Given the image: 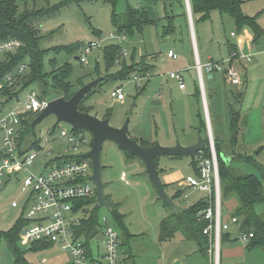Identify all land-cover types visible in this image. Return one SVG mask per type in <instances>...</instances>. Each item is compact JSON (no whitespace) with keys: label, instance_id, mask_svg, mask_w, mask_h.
I'll return each instance as SVG.
<instances>
[{"label":"rangeland","instance_id":"374dc122","mask_svg":"<svg viewBox=\"0 0 264 264\" xmlns=\"http://www.w3.org/2000/svg\"><path fill=\"white\" fill-rule=\"evenodd\" d=\"M18 5L21 10L24 8L35 10L53 8V13L35 20V26L38 27L39 36H41L37 46L45 52L42 66L45 72H51L50 61H54L56 69L68 63L71 67L68 80L74 86V90L78 89L76 83L80 78L86 82L106 75L116 76L122 70V62L109 69L106 68L103 50L109 46L120 48L127 67L131 63L140 65L142 62L147 66L149 78L141 80L138 86L132 80L135 75L133 72L124 81L106 78L100 86L95 88L94 92L83 100V105L89 108V114L99 119L106 117L113 127L129 119V137L141 135L145 139L155 138V142H158L162 141L163 137L173 134L180 144L192 140L195 135L199 136L197 139H202L203 133H195V130L199 131L198 119L192 111L196 106L189 94L192 90L191 79L197 80L196 70L190 65L192 63L191 33L195 36L201 63H206L208 56L214 61H229L228 44H236L235 39L230 37V32L238 35V31L228 14L212 10L204 20H201L200 14H194L190 23L185 0L180 3L176 0H157L154 4H148L147 0H116L114 9L117 14H123L127 7H143L154 21L153 24L146 25L141 32L133 30L132 34L128 35L118 33L112 26V7L103 0H18ZM240 11L244 16L254 19L256 25L264 31V0L242 2ZM166 14L173 16L174 29L168 34L164 33L167 24ZM246 31L251 34L249 27ZM109 34L113 37L108 38ZM93 42L98 43L99 46L93 47L84 55V50ZM72 45H79L74 54L53 52L56 47ZM263 46L264 36L254 45V52ZM168 50L177 55V60L166 57ZM79 57L85 58L86 64L80 63ZM253 60L252 65L259 62V74L257 71L255 74L260 77V89L264 95V53L254 54ZM182 65H189L188 73L183 76L187 85L186 94L180 93L177 83L168 77L170 72H177ZM27 73L28 69L24 74ZM214 76L212 82L204 77L207 102L212 111L213 130L219 136L221 157L228 159L226 156L232 151L227 135L230 107L238 110L241 106L234 102L231 95L235 93V88L230 83L225 84L220 75L215 74ZM251 77L252 73L248 72L249 82ZM209 85H211L210 89H208ZM117 87H120L124 95L123 101H116L110 96L111 91ZM31 90L38 91V88L36 85L28 86L19 91L17 98L8 100L2 97L0 101L2 103L8 101L5 103V109L16 107L22 103ZM261 101H263L262 98L256 99L253 105L249 121V138L264 136V128L255 114L257 104ZM215 114L217 118H214ZM61 127L68 128L65 124L57 123L53 115L35 126L30 136L39 140L42 146L44 143L46 145L37 158L36 165L29 168L30 173L43 172L45 161H50L54 158V153L60 151L49 141L53 129L55 128L54 135L57 136ZM86 134L91 137L90 133L86 132ZM210 143V153L211 151L213 153L210 159H217L213 142L209 141ZM255 149L247 143H241L234 148L238 153L252 156L254 161L264 168V149L257 153ZM89 150L83 148L81 152L85 153ZM50 151L54 153L48 154ZM101 162L105 167L101 174L104 184L103 194L120 204V210L124 216L123 225L132 236L126 241L120 230L115 227L107 209L98 210L99 220L105 218L121 235L118 248L119 264H178V262L179 264H206L204 258L197 253L196 244L191 241L184 242L180 233L168 242L159 241V225L165 212L161 202L156 200L154 186L144 174L141 164L124 159L123 154L108 142L103 144ZM158 165L159 169L169 173L175 190L183 189L178 183L188 175L194 176L190 157L162 158L158 161ZM233 166L239 174L259 175L257 168L252 164L235 162ZM18 172L20 176L16 180L11 179L4 185H0V232L11 229L26 214L25 205L31 191L23 189L21 179L25 173ZM122 172L126 176L127 184L120 181ZM262 185L264 188V181ZM206 196V193L185 189L175 200V204L181 208L188 207ZM233 201L236 204L234 199ZM12 203H16L17 207H12ZM92 209L93 206L90 205L88 210ZM255 212L257 215L264 216V203L257 205ZM223 214L225 215V212ZM74 217L81 218L82 214L76 213ZM224 220L227 221L226 218ZM232 225L230 224V235L236 239L237 235ZM102 239V234L99 233L89 242L94 250L96 248V251L99 246V254L103 251ZM79 240L84 242L83 237H79ZM235 242L243 243L240 239ZM17 246L30 264H71L69 254L62 251L60 245L38 250L20 238ZM225 249L222 245L220 264H264V249H251L245 252L244 259L230 260H225ZM0 264H14L13 257L2 238H0Z\"/></svg>","mask_w":264,"mask_h":264},{"label":"trees","instance_id":"16d2710c","mask_svg":"<svg viewBox=\"0 0 264 264\" xmlns=\"http://www.w3.org/2000/svg\"><path fill=\"white\" fill-rule=\"evenodd\" d=\"M112 7L111 23L118 33H124L131 35L133 30L141 32L142 29L148 25L153 24L154 21L143 7L131 8L127 7L123 14H117L115 12L116 0H103ZM157 0H147L148 4H154ZM180 3L182 0H176ZM192 16L194 14H200L201 20L208 17L212 10H218L220 13L228 14L236 25V30L239 32L244 26H248L254 34V39L262 35L261 29L256 25L254 19L244 16L240 11L241 0H189ZM53 13V8L43 9H20L18 0H0V40L17 39L22 43V46L14 52L4 53L0 55V83H3V87L0 89V98L6 97L8 100L17 98L19 91L24 90L28 86L36 85L38 88L39 99L52 100L58 97H64L68 100L76 90L74 86L69 83V76L71 73V67L68 63L55 68L54 61H50L51 72H45L42 66V59L45 55L44 51H41L37 43L41 39L39 36L40 31L35 26V20L40 19L46 14ZM167 24L164 29V33L168 34L171 32L173 27V16L165 15ZM79 45L56 47L53 52L55 54L66 53L74 54L77 52ZM228 53L232 55L237 52L234 44H228ZM104 59L106 61V68L109 69L114 65H119L122 62V70L116 76L103 77L101 83L96 87L100 86L103 81L108 79H116L124 81L128 79L129 74L132 72L147 73L148 69L143 62L140 65L133 63L130 66H126L122 52L118 46H109L103 50ZM54 60V59H53ZM26 63V64H25ZM20 64H25L28 69L27 74L17 76L15 82L12 85L4 83L5 77L12 73L15 68ZM221 76L225 84H228L226 77L223 73H213V75ZM84 84L82 78H80L76 86L79 88ZM95 87V88H96ZM92 89L87 95L95 91ZM78 105V109L81 112H89V108L83 105V100ZM234 102L238 101V94L231 93ZM241 94H239L240 96ZM198 101L201 102L200 90L198 85L194 94ZM49 98V99H48ZM5 101L3 105L5 106ZM200 106V105H199ZM230 122H229V136L230 146L232 148L231 154L226 157L229 159L228 162L224 161L221 157L220 141L219 137L216 136L213 130V145L216 153V161L218 167V175L220 181V199H221V210L222 219L224 221V212L227 201L235 199L236 207L231 211L228 218H237V227L240 233L252 234V238L246 243L247 248H263L264 249V216L257 215L255 207L259 204L264 203V188L262 182L264 181V168L254 161L252 156H246L235 153V145L237 136L239 133V114L237 110L230 107ZM197 118L199 121L198 132L203 133L202 140L205 148L202 152L195 154L191 158V166L194 171V176L198 175L197 159H210V144L207 137L206 122L204 119L202 108L200 107L197 111ZM34 117L31 115H25L21 121L22 132L19 136V147L21 153L30 152L32 150H40L41 143L36 138H32L30 134H33L31 128V122ZM56 128V127H55ZM53 129V131L55 130ZM77 131V130H75ZM30 137V138H29ZM143 146H149L144 142H139ZM123 151V150H122ZM128 159L135 157L130 156L128 153L123 151ZM184 156L169 157L171 159H179ZM55 163L59 164L61 160L68 162L70 160L81 161L84 158L78 155H62L56 156ZM157 160L155 159V166L157 169ZM235 162H245L254 165L259 175L252 174H239L234 168ZM158 170V169H157ZM165 187V185H163ZM181 196V191L177 190L170 198L172 201L178 199ZM109 207V212L112 220L114 221L115 227L120 230L123 237H130L128 231L123 225L124 216L119 213V205L111 202L108 197L105 196ZM164 206L169 210V213L163 218L159 225V241L165 242L173 238L176 233L182 234V236L189 241H194L199 248V253L207 257V251L209 249L210 240L205 236L202 231L207 225V222L200 220L198 217L199 212L207 208L206 198L200 199L188 207L179 208L169 207L163 203ZM92 205L93 209L88 210V207ZM98 207L96 203V193L89 199L80 200L76 202L74 211L80 210L83 214L78 225L74 226V233L77 238H84V245L89 251V242L95 237L102 224L99 222ZM28 224V221L21 217L15 225L6 232H0V238L4 239L7 247L13 257L14 264H30L25 260L24 254L19 250L17 243L20 239L22 229ZM119 234V237L121 236ZM225 234L221 233V239L224 238ZM228 235V233H227ZM52 244L42 243L40 246L33 247L34 249H47Z\"/></svg>","mask_w":264,"mask_h":264},{"label":"built area","instance_id":"2783aa9c","mask_svg":"<svg viewBox=\"0 0 264 264\" xmlns=\"http://www.w3.org/2000/svg\"><path fill=\"white\" fill-rule=\"evenodd\" d=\"M186 1L187 13L189 12L188 0ZM248 2L251 0H241ZM234 36V34H231ZM113 35L109 34L108 38ZM22 46L17 39L0 40V55L4 53L14 52ZM96 42L90 43L89 47L84 50L87 54L93 47H98ZM124 56V54L122 53ZM167 57L176 60L178 57L173 51H168ZM231 60L237 58L236 54L230 55ZM80 63L86 64L85 58H78ZM196 70L201 99L205 100L203 93V76L212 73H223L226 81L232 85L239 86L241 77L238 72L231 66V61H214L208 60L201 63L195 59L194 67ZM26 70V65H19L14 69L15 73L8 74L3 80L4 83L12 85L17 76H21ZM16 74V75H15ZM168 76L178 83L180 90L185 89L184 78L181 72H170ZM149 78V73H139L132 77L136 85H140V81ZM3 83H0V89ZM37 90H31L26 98L10 109L0 101V185H4L5 181L11 179L16 180L20 175L18 171H23L25 176L22 177L23 189H30L31 194L26 201L25 217L28 225L22 229L20 238L27 244L48 243L52 245H60L61 250L67 252L71 258V264H99L92 259L89 251L75 236L74 226L78 225L81 218L74 215L79 212L74 211L76 202L92 198L94 196V186L89 181L92 174L91 162L84 158L77 162L70 160L68 162L55 163V159L45 161L41 173H30L29 168L34 167L37 158L42 153L46 143L41 145L40 150H32L30 152L21 153L19 147V136L22 132L21 121L25 115H31L34 118L46 107L47 99H39ZM111 98L116 101H123L124 95L120 88H115L110 93ZM62 124V123H59ZM69 128L61 127L58 135L55 136V130L51 133L49 143L61 148L58 153L50 151L48 154L54 153L56 156L62 155H78L81 149H90L91 137L86 132L75 131ZM211 145V143H210ZM211 154L212 151H211ZM213 157V155H211ZM197 176H187L183 180V185L199 192L206 193L207 208L199 212L200 220L207 222L202 233L207 236L211 242L208 253L211 256L212 264H219V245L220 234L228 229L229 224L237 225V218L232 217L224 222L222 219L221 199H220V181L218 175V167L216 159H197ZM125 178V174H121V179ZM16 207V203L11 204ZM82 214V213H81ZM103 227V255L101 264H119L118 248L119 233L102 218ZM252 238V234L239 233V239L246 244Z\"/></svg>","mask_w":264,"mask_h":264},{"label":"crops","instance_id":"0c3cea01","mask_svg":"<svg viewBox=\"0 0 264 264\" xmlns=\"http://www.w3.org/2000/svg\"><path fill=\"white\" fill-rule=\"evenodd\" d=\"M188 5H189V13H190L189 14L190 15L189 21L191 23V21H192V18H191L192 17V13H191V8H190V2H188ZM147 13H148V11H147ZM245 27L247 28L248 26H244L238 32V35L236 33L230 32V37L234 38L235 39V42H236V44H234V45H235L236 52H237V58H235L233 60H231V58H230L229 60L231 61V66L238 72V74L241 77V84L239 86L230 84V85H232L235 88V92H236V94H238L237 95L238 96L237 104L241 106V109H238L237 110V112L239 114V133H238V136H237V141H236L235 148L238 147V145H240L241 143L242 144L247 143L251 147L256 148L255 151L257 153L261 149H264V136H261L260 138H257V137H251V138H249L248 137V133H249V121H250V118H251V115H252V112H253L254 102L256 101V99L262 98L263 101H261V102H259L257 104L258 107L255 109V114L259 117V122H260L262 128H264V95H262V89H260V83H261L260 77H257L256 74H255L256 71H257V74H259V71H258L260 69L259 62H256V64H254V65H252V63L254 62V60H253L254 54H262V53H264V46L261 47V49H259V50H257V51L254 52V45L258 42V40L261 39V37L264 36V31L261 29L262 35L260 37L256 38V39H254L253 32L251 31V34H249L246 31V28ZM239 33H240V35H239ZM231 34H234V36H231ZM191 41H192V63L190 65L194 67L195 59H198L200 62H201V60H200L199 53H198V49H197V45H196V39H195V36L193 35V33H191ZM168 51H170V50H168ZM229 56H230V54H229ZM166 57H167V54H166ZM209 59L212 60L208 56L206 58V60H209ZM188 66L189 65H182L179 68L178 71L181 72L182 76H184L186 73H188V71H189V67ZM248 72L252 73V77L250 78L251 79L250 82L248 81ZM133 73L139 74L137 72H133ZM196 76H197V73H196ZM204 77H206V80H208L209 82H212L214 80V77L215 76L213 75V73L212 74H206V75L203 76V93H204V99H205V108L207 110V117H208V122H209V127H210V139L211 140L209 139V134H208V129H207V122H206V117H205V114H204V103H203L202 99L200 98V101L201 102L198 104V101H197V99L194 96L195 91H196V86L198 85V87H199L198 76L196 77L197 80L196 79H191V81H192L191 82V84H192V90L190 91L189 94L192 97V99L194 100V103H195V106H196V108L192 109V111L195 114V117L196 118H197V111L199 110L200 107L202 108L203 115H204V119H205V122H206L207 137H208V140L210 142L211 141L213 142L214 136H213L212 121H211L212 111H210L209 106H208V102H207L206 84L204 83ZM93 79H90V80L84 82V84L87 83V82H89V81H91V80H93ZM171 80H174V79H171ZM184 84H185V82H184ZM249 84H250V88H249ZM117 88H120V87H117ZM210 88H211V85H209L208 89H210ZM177 89H178V91L180 93L186 94V92H187V85L185 84V89L184 90H180L179 87H178V83H177ZM244 89H245V91H244ZM239 94H241V95L239 96ZM213 113H215V112H213ZM214 118H217V115L216 114L214 115ZM102 119H107V118L104 117ZM215 120H217V119H215ZM229 122H230V117H229V120H228V127H227V132H228L227 135L228 136H229ZM198 125H199V121H198ZM121 126H122V124H120V125H118L116 127H121ZM195 133L198 134V131L195 130ZM214 133H216V136H218V134H217V132L215 130H214ZM130 137L133 138V139H135L136 141H138V143L139 142H144V143L148 144L149 146H151V145H153L155 143V138L154 139L153 138H147V139H145L141 135L140 136L133 135V136H130ZM155 137H157V136H155ZM197 137H199V136L198 135H195L192 140H190V141H188V142H186L184 144L182 143L181 145L188 146V145L195 144L197 142ZM162 139H163L162 141H160V140L158 141L160 143V145L169 147V146L175 145V142H176L177 137L174 136L173 134H169L168 136L163 137ZM229 140H230V136H229ZM108 143L111 144V145H113L115 148H117L123 154L124 159H127L128 161L131 160V162H136L138 164H141V166L143 168V171H145L144 164L139 159H137V158L128 159L126 157V155L124 154V152L121 149H119L117 146H115L111 142H108ZM57 149L61 150V148H57ZM235 153L249 156L247 154L238 153L236 151H235ZM162 158L163 159L164 158L171 159V158H169V157H159L158 160H157V169H158V172H159V178H160L162 184L165 185L164 189H165V192L167 193V195L169 197H171L177 190H180V191L181 190L184 191L185 189L191 190L190 188H188V187H186V186L183 185V181H181V182L178 183V185L180 187H182L183 189H177V190L174 189L173 183L171 182V176L169 175V173H167L166 170H162L161 168L159 169L158 161L160 159H162ZM101 164L103 166V170H102V172H103L105 167H104V165H103L102 162H101ZM121 174H120V181L121 182H124L125 184H127L126 176H125L124 179H121ZM144 174H145V172H144ZM188 176H190V175H188ZM7 182H9V181L6 180L5 183H7ZM154 190H155V188H154ZM155 194H156L155 195L156 200L160 201L158 199L156 190H155ZM104 198H105V195H104ZM108 199L111 202L118 204L117 202L111 200L110 198H108ZM160 202H161L162 208L164 209V212H165V216H164V218H165L167 216V214L169 213V210L164 206V204H163L162 201H160ZM233 202H234L233 199L227 201L226 207H225V215H227V216L224 217V219L225 218H228V215H230L231 211L236 207V204L233 203ZM173 203H174V205L176 207H178L175 204V200L173 201ZM118 205H119V213H121L120 204H118ZM179 208H181V207H179ZM182 208H184V207H182ZM78 213H81V211L79 210ZM227 221H228V219H227ZM227 221L224 220V222H227ZM99 222H101V220H99ZM233 227L235 228L234 232L237 235L235 237L236 239H234L230 235V230H231L230 224H229L228 229L226 231H222L221 232L222 234H225L224 235L225 237L221 239V234H220L219 264L221 263V255H222L221 246L222 245H224L225 248H226L225 249V258L226 259L225 260H230V259H235V258L244 259V254H245L246 251H249L251 249H255V248H250V249L247 248L246 247V244H244V243H241V242L237 243V242H235L236 240L239 239V233L240 232L237 230L238 229L237 225H234ZM99 233L102 234V238H103V227H101V229H99L98 234ZM227 233H228V235H227ZM177 234L178 233H176L173 236V238ZM129 236L130 237H128V238H131L132 237L131 235H129ZM181 236H182V234H181ZM95 237H93V238H95ZM128 238H126V239L124 238V239L126 241H128ZM173 238H171L170 240H172ZM182 239L184 240V242H189V240H186L183 236H182ZM170 240H168V241H170ZM168 241H165V242H168ZM191 242H194V241H191ZM30 245L32 247H36V246L42 245V243H34V244H30ZM210 245H211V242L209 243V247H210ZM196 246H197V253L202 258H204L206 264H212L211 263V256L208 253V251H207V257H204V256H202L199 253V248H198V245L197 244H196ZM256 248H259V247H256ZM102 249H103V247H102ZM261 249H263V248H261ZM98 251H99V246H97V251H96V248L94 250V248H92V246H90V244H89V253H90L91 258L94 259V260H96L97 263L101 264L103 262L102 261V253H103V251H102L101 254H99ZM69 258H70V256H69ZM70 260H71V258H70ZM178 264H179V262H178Z\"/></svg>","mask_w":264,"mask_h":264},{"label":"water","instance_id":"95a60500","mask_svg":"<svg viewBox=\"0 0 264 264\" xmlns=\"http://www.w3.org/2000/svg\"><path fill=\"white\" fill-rule=\"evenodd\" d=\"M188 17L190 13L188 12ZM102 77H97L79 87L75 93L66 100L64 97H58L49 100L46 107L31 122V128L41 123L45 118L53 115L57 123L70 126L74 130H81L90 133V150L82 153L80 156L87 158L91 162L92 174L89 181L93 184L96 193V203L99 208L108 209L109 205L104 198V184L101 180L103 166L101 164V151L105 142H111L119 149L125 151L130 156L139 159L145 168V175L149 177L154 185L158 199L169 207H174L172 199L165 192L164 186L159 178V172L155 166V159L159 157H192L204 150L205 145L201 138L192 145L184 146L179 141L173 146H162L155 142L151 146H143L138 141L128 135L129 119H126L121 127H113L108 119H99L86 112H81L78 105L81 100L102 81ZM204 114L207 122V129L210 139V127L207 117V110L204 108ZM211 140V139H210ZM228 162L229 159L223 158Z\"/></svg>","mask_w":264,"mask_h":264}]
</instances>
